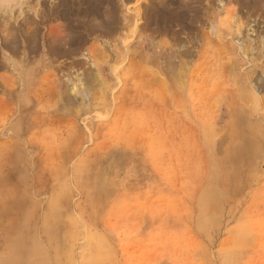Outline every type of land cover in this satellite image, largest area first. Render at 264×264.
Segmentation results:
<instances>
[{"label": "rangeland", "instance_id": "374dc122", "mask_svg": "<svg viewBox=\"0 0 264 264\" xmlns=\"http://www.w3.org/2000/svg\"><path fill=\"white\" fill-rule=\"evenodd\" d=\"M263 107L264 0H0V264H264Z\"/></svg>", "mask_w": 264, "mask_h": 264}, {"label": "bare ground", "instance_id": "6f19581e", "mask_svg": "<svg viewBox=\"0 0 264 264\" xmlns=\"http://www.w3.org/2000/svg\"><path fill=\"white\" fill-rule=\"evenodd\" d=\"M237 99H238L239 101L241 100L239 96H237ZM240 102H241V101H240ZM263 111H264V107H263Z\"/></svg>", "mask_w": 264, "mask_h": 264}]
</instances>
